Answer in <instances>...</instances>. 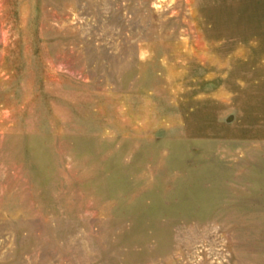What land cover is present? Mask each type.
<instances>
[{
    "label": "rangeland",
    "instance_id": "1",
    "mask_svg": "<svg viewBox=\"0 0 264 264\" xmlns=\"http://www.w3.org/2000/svg\"><path fill=\"white\" fill-rule=\"evenodd\" d=\"M0 264H264V0H0Z\"/></svg>",
    "mask_w": 264,
    "mask_h": 264
}]
</instances>
